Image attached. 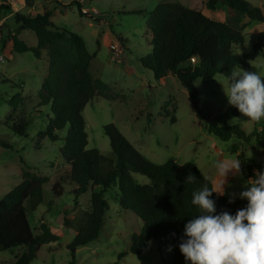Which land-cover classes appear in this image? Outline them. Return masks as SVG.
I'll return each instance as SVG.
<instances>
[{
  "label": "rangeland",
  "instance_id": "1",
  "mask_svg": "<svg viewBox=\"0 0 264 264\" xmlns=\"http://www.w3.org/2000/svg\"><path fill=\"white\" fill-rule=\"evenodd\" d=\"M2 1L5 0H0V4ZM72 1L33 0L32 7L37 13L42 12L43 7L50 10L53 24L82 37L88 52L94 54L88 69L91 77L109 85L110 93L114 95L113 98L95 96L85 105L82 115L87 149L96 148L103 155L113 157L109 138L103 129L106 124L112 123L146 159L156 164L169 159L180 164L191 162L212 185L218 182L214 168L216 162L237 161L231 152L234 143H239L245 157L264 162V136L260 132L262 120L253 122L240 112L231 120L252 134L246 141L236 137L221 140L204 127L206 121L229 106L225 95L226 76L216 74L210 79L194 81L199 97V119L192 109L186 88L173 74L157 78V65L148 57L151 52L150 33L145 23L148 14L159 2H175L196 8L215 20L222 14L225 20L223 8L209 10L205 6L206 0H76L81 10L85 11L86 16H83L75 4L63 8ZM247 1L259 6L264 13V0ZM32 7H18L0 13L6 17L0 26V55L5 56L0 61V141L7 145L0 144V199L21 181V169L25 166L47 176L48 182L43 185V202L35 210H30L26 204L27 217L34 233L40 232V223L44 222L58 236L56 241L42 244L29 264H70L71 261L73 264H166L161 260L154 240L140 254L127 251L131 231L140 229L141 222L136 216L123 211L117 186L110 187L104 194L109 208L99 239L78 247L74 253L69 250L74 233L63 225V210L71 209L76 198L78 206L71 210V215L77 219L79 209H84L89 201L90 192L75 197V184L70 180L61 182L63 192L59 197H54L51 191L52 184L65 174L68 166L59 154L63 140L39 136L52 117L49 105L39 106L37 98L42 77L48 70L47 55L45 50L39 58L30 51H13L7 34L13 31L14 13H34ZM130 9H143V12H125ZM243 21L248 22V19ZM263 28L264 22L250 21L246 24L242 30L245 41L236 45V51H248L256 33ZM19 38L29 46L36 45L33 32L23 31ZM112 43H118L122 50L119 61L111 58L109 45ZM144 61L153 65L145 66ZM239 67L264 76V51L249 61L248 69L243 66L234 69ZM19 97L21 102L17 110L11 112L13 106L10 101ZM20 115L28 119L24 135L17 134L13 129L16 117ZM172 116L175 117L174 122L171 121ZM59 135L63 136L64 131ZM248 179L242 170L238 176L230 174L225 196L239 198ZM130 181L152 183L150 178L140 173H132ZM21 251L19 247L1 250L0 264H11ZM166 258L169 259L167 255Z\"/></svg>",
  "mask_w": 264,
  "mask_h": 264
},
{
  "label": "trees",
  "instance_id": "2",
  "mask_svg": "<svg viewBox=\"0 0 264 264\" xmlns=\"http://www.w3.org/2000/svg\"><path fill=\"white\" fill-rule=\"evenodd\" d=\"M25 2L28 7L33 5V0ZM73 4L77 5L80 15L86 16L76 0L63 8ZM205 6L209 10L223 8L225 20L211 19L201 10L179 3L159 2L148 14L145 23L150 33L151 52L148 57L157 65L156 77L176 76L186 88L192 109L199 119V97L194 81L210 79L216 74L227 77L238 66L248 69L249 61L264 51V28L256 33L248 51H236V45L245 41L242 33L244 26L250 21L264 22V13L259 6L247 0H206ZM2 11H10V6L0 4V13ZM125 12L142 13L143 9ZM50 17L51 11L44 7L38 13L15 12L13 31L7 34L13 51H30L39 58L45 50L47 55L48 70L42 77L37 98L39 106L49 105L52 117L39 136L63 140L59 154L68 166L65 174L52 184V194L54 197L62 194L61 182L65 180L75 184V197L90 192L85 208H78L80 216L77 219L71 215V210L78 206L76 198L71 209L63 210V225L74 233L69 250L74 253L78 247L99 239L109 208L104 194L110 187L117 186L123 211L136 216L141 222L140 229L131 231L127 251L140 254L154 240L164 263L186 264L178 245L184 224L198 214V209L191 204L192 193L202 184L212 186V183L191 162L180 164L174 159L162 164L151 162L112 123L106 124L103 129L109 138L113 157L103 155L96 148H86L87 134L82 115L85 105L95 96L113 98L114 95L110 93L109 85L91 77L88 69L94 54L88 52L82 37L56 26ZM246 18L248 22L243 21ZM23 31L34 33L35 46H29L19 38ZM144 65L151 67L153 64L144 61ZM20 102V97L12 98L11 112L17 110ZM238 112L235 107L228 106L206 121L204 127L221 140L236 137L246 141L252 134L231 122ZM171 121H175L174 116ZM27 125L28 119L20 115L16 117L13 129L17 134L24 135ZM61 131H64L63 136L59 135ZM260 132L264 136V120ZM0 144L7 146L1 141ZM231 152L241 162V170L248 178L264 170V162L245 157L239 143L232 144ZM132 173L146 175L152 183L131 182ZM189 174L194 175L197 181L185 182ZM47 182V176L25 166L21 169V181L0 199V251L13 247L22 250L11 264H29L42 244L58 239L44 222L40 223V232L34 233L27 217L26 204L30 210H35L43 202V185ZM212 198L216 201L217 213L227 211L234 214L247 204L240 198H233V202L229 203L232 197H217L215 193Z\"/></svg>",
  "mask_w": 264,
  "mask_h": 264
},
{
  "label": "clouds",
  "instance_id": "3",
  "mask_svg": "<svg viewBox=\"0 0 264 264\" xmlns=\"http://www.w3.org/2000/svg\"><path fill=\"white\" fill-rule=\"evenodd\" d=\"M226 80L228 105L253 122L264 120V76L239 67ZM214 168L218 182L204 183L192 193L191 204L198 214L184 224L179 252L186 264H264V170L245 182L239 198L247 204L233 214L217 213L212 197L225 195L229 175L241 174V162L218 161ZM195 181L192 174L185 180Z\"/></svg>",
  "mask_w": 264,
  "mask_h": 264
},
{
  "label": "built area",
  "instance_id": "4",
  "mask_svg": "<svg viewBox=\"0 0 264 264\" xmlns=\"http://www.w3.org/2000/svg\"><path fill=\"white\" fill-rule=\"evenodd\" d=\"M2 2L5 3L6 5H9L11 10H15L18 7L27 6L25 0H5V1H2ZM31 10L34 11V13H37L36 12L37 10L36 9L33 10V7L31 8ZM81 11H83V13L85 12L84 10H81ZM5 19H6V17L4 18V17H2L0 15V26L3 23V20H5ZM109 49L111 51V58L113 60H115V61H119L120 60V55L122 53V50H121L119 44L118 43H112V44L109 45ZM4 59H5V56L4 55H0V61L2 62Z\"/></svg>",
  "mask_w": 264,
  "mask_h": 264
},
{
  "label": "crops",
  "instance_id": "5",
  "mask_svg": "<svg viewBox=\"0 0 264 264\" xmlns=\"http://www.w3.org/2000/svg\"><path fill=\"white\" fill-rule=\"evenodd\" d=\"M93 9H94V8H92V10H93ZM94 10H95V9H94ZM219 16H220V18H219ZM219 16H218V20L223 21V20H224V19H223V14H222V16H221V15H219ZM8 45H9V43H8L6 46H8ZM6 46L4 47V49H6ZM10 46H11V44H10ZM10 48H12V46H11ZM10 52H11V51H10ZM10 52H9V55L11 54Z\"/></svg>",
  "mask_w": 264,
  "mask_h": 264
}]
</instances>
